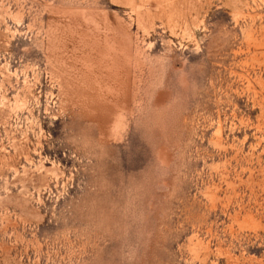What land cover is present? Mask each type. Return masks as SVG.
I'll use <instances>...</instances> for the list:
<instances>
[{
  "label": "rangeland",
  "instance_id": "374dc122",
  "mask_svg": "<svg viewBox=\"0 0 264 264\" xmlns=\"http://www.w3.org/2000/svg\"><path fill=\"white\" fill-rule=\"evenodd\" d=\"M0 264H264V0H0Z\"/></svg>",
  "mask_w": 264,
  "mask_h": 264
}]
</instances>
